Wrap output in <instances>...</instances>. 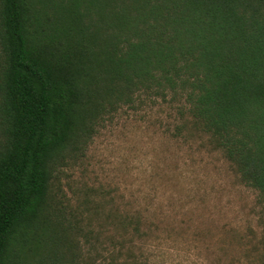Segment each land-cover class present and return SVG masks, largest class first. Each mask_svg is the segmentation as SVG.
Returning a JSON list of instances; mask_svg holds the SVG:
<instances>
[{"label": "trees", "instance_id": "16d2710c", "mask_svg": "<svg viewBox=\"0 0 264 264\" xmlns=\"http://www.w3.org/2000/svg\"><path fill=\"white\" fill-rule=\"evenodd\" d=\"M158 98L257 190L264 223V0H0V264H58L74 227L57 173L101 121ZM104 217L125 230L109 264H138L116 247L142 216Z\"/></svg>", "mask_w": 264, "mask_h": 264}, {"label": "rangeland", "instance_id": "374dc122", "mask_svg": "<svg viewBox=\"0 0 264 264\" xmlns=\"http://www.w3.org/2000/svg\"><path fill=\"white\" fill-rule=\"evenodd\" d=\"M180 106L158 98L121 108L57 173L54 193L65 208L64 224L74 229L59 230L64 245L51 263L109 264L111 236L119 242L125 236L104 217L114 207L143 218L142 231L116 247L124 256L130 248L138 264H262L257 190L205 135L177 132ZM77 227L92 234L79 235L81 243L70 249L64 237Z\"/></svg>", "mask_w": 264, "mask_h": 264}]
</instances>
